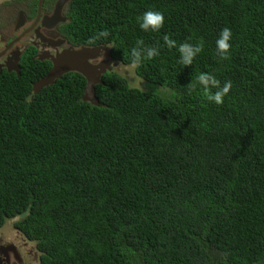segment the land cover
<instances>
[{"label":"trees","instance_id":"obj_1","mask_svg":"<svg viewBox=\"0 0 264 264\" xmlns=\"http://www.w3.org/2000/svg\"><path fill=\"white\" fill-rule=\"evenodd\" d=\"M72 8L73 38L87 44L107 29L95 45H110L144 82L106 72L97 106L83 100L78 72L39 93L43 65L0 74V229L13 221L39 264H264V0ZM147 10L164 14L160 31L139 27ZM225 27L231 48L221 59ZM189 37L204 48L184 66L178 45ZM139 39L160 54L134 65ZM201 72L232 82L222 105L207 100Z\"/></svg>","mask_w":264,"mask_h":264},{"label":"flooded vegetation","instance_id":"obj_2","mask_svg":"<svg viewBox=\"0 0 264 264\" xmlns=\"http://www.w3.org/2000/svg\"><path fill=\"white\" fill-rule=\"evenodd\" d=\"M4 1H0V74L6 71L20 76L28 63L34 61L41 71L45 69L42 76L45 77L53 69V60H59L66 51L99 46H89L73 38L68 26L75 0ZM89 60H94L93 63L113 60V70L119 69L114 66L115 62L122 64L113 57L110 45L99 57ZM8 227L0 229L1 264H29V258L31 262L38 261L36 247L20 236L16 237L18 243L10 239Z\"/></svg>","mask_w":264,"mask_h":264},{"label":"clouds","instance_id":"obj_3","mask_svg":"<svg viewBox=\"0 0 264 264\" xmlns=\"http://www.w3.org/2000/svg\"><path fill=\"white\" fill-rule=\"evenodd\" d=\"M137 20L139 22V27L143 31L158 32L164 25L165 17L164 14L160 11L147 10L141 16L137 17ZM109 35L110 33L107 29L101 30L95 33L93 36L89 37L87 40V44L89 46H93L98 40L102 38L106 40ZM231 39V29L228 27L223 28L216 39V52L221 59L229 58ZM163 40L169 49L177 47V42L174 39L170 38L169 35H164ZM191 40L192 37H189L188 40L178 45V51L180 53V63L184 66L192 65L195 57L199 53H201L204 48V42L202 39L197 43H192ZM159 54L160 51L158 47H146L144 40L139 39L136 41L135 46H133L131 49L132 63L134 65H139L142 60H151ZM117 67L123 68V65L119 64L117 65ZM196 82L203 88L207 96V100L210 102H214L217 105L223 104L224 97L232 88V82L230 80L225 81L224 84L221 85V81L217 79L215 75L207 72H201L196 77ZM187 87L190 91H195L196 83H193L191 81V83L187 85ZM213 89H215L214 92Z\"/></svg>","mask_w":264,"mask_h":264},{"label":"water","instance_id":"obj_4","mask_svg":"<svg viewBox=\"0 0 264 264\" xmlns=\"http://www.w3.org/2000/svg\"><path fill=\"white\" fill-rule=\"evenodd\" d=\"M63 2V1H62ZM62 4V3H61ZM108 45H99L94 47H81L68 50L59 60H53L54 66L48 75L42 77L33 84V92L39 93L43 88L55 84L57 79L69 72H78L87 80V86L83 100L93 105L101 106L96 95V86L102 84V76L113 70V60H106L100 63H93L100 56L102 51H107ZM114 66L117 67L116 62ZM19 71V68H17ZM3 262L0 259V264Z\"/></svg>","mask_w":264,"mask_h":264},{"label":"rangeland","instance_id":"obj_5","mask_svg":"<svg viewBox=\"0 0 264 264\" xmlns=\"http://www.w3.org/2000/svg\"><path fill=\"white\" fill-rule=\"evenodd\" d=\"M2 1V0H0ZM4 1V0H3ZM5 2V1H4ZM134 66H123V68H119L117 69L119 73L121 74H125L127 76V78L130 80V82L133 84V85H136L137 87H142L141 84H143V80L137 76L136 72H134ZM13 223V221H11L9 223V229L11 231V237L10 239H14L17 243H18V240L16 239V237H19L20 235L16 232V230L11 226V224ZM21 237V236H20ZM32 246L36 247L35 244H31ZM36 250V248H35ZM32 258H29L28 262L29 264H39L37 261L36 262H31Z\"/></svg>","mask_w":264,"mask_h":264}]
</instances>
